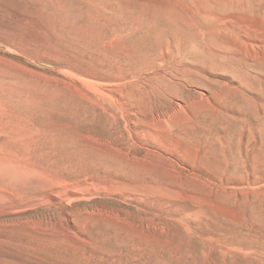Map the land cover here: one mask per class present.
<instances>
[{"label":"rangeland","instance_id":"obj_1","mask_svg":"<svg viewBox=\"0 0 264 264\" xmlns=\"http://www.w3.org/2000/svg\"><path fill=\"white\" fill-rule=\"evenodd\" d=\"M262 10L0 0V264H264ZM172 18L200 41H111Z\"/></svg>","mask_w":264,"mask_h":264},{"label":"bare ground","instance_id":"obj_2","mask_svg":"<svg viewBox=\"0 0 264 264\" xmlns=\"http://www.w3.org/2000/svg\"><path fill=\"white\" fill-rule=\"evenodd\" d=\"M259 1L262 2V12H264V0H231L233 5L247 8L256 7L259 4ZM116 8L111 3H104V8L101 10V15L105 22L107 18L109 20V14L115 13ZM264 15V14H263ZM123 21V20H121ZM115 35L111 37V41L118 44L122 43L124 46L129 45L130 50L127 54H130L128 60L131 64H134L139 58H144L147 54V51L150 46L155 47V41H157L161 36L166 34H171L175 38L174 44H177L178 48L180 45H183V39L192 38L200 41V37L193 33L189 26L185 23H180L175 18H172L169 21L163 22L158 25H143L139 22H126L124 24L117 23L114 28ZM181 50L182 48H178ZM197 52L194 53L196 56ZM163 59H160V67L158 68V78L164 77L165 69L162 68ZM190 70L188 68L183 69L181 72L178 70L176 79L177 80H186L185 74H188ZM147 77V75H139L136 72H131V74L125 79L131 82L134 85H139ZM124 80V82H125ZM236 102L240 100L235 96ZM238 103V102H237Z\"/></svg>","mask_w":264,"mask_h":264}]
</instances>
